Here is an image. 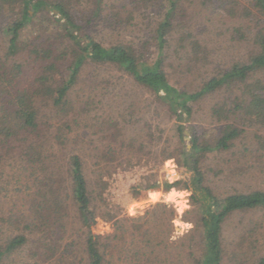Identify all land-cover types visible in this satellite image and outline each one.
<instances>
[{
	"label": "trees",
	"instance_id": "obj_1",
	"mask_svg": "<svg viewBox=\"0 0 264 264\" xmlns=\"http://www.w3.org/2000/svg\"><path fill=\"white\" fill-rule=\"evenodd\" d=\"M106 3L0 0V36L6 46V52L0 55V164L4 152L16 155L24 172L32 170L30 175L49 171L51 162H47L41 141L45 111L56 118L73 109L70 97L83 84L87 68L115 69L175 121L176 162L191 174L189 199L196 208L199 236L197 240L189 235L173 238L166 230L144 229V224L130 219L124 223L116 219L112 232L104 237L92 235L89 226L94 214L88 182L81 156L73 153L66 161L67 174L72 202L86 230L84 264H264V255L248 261H242L241 254L228 256L224 243L225 224L231 217L243 212L264 214V189L221 192L213 182L208 183L203 166L210 155L229 153L242 144L246 134L242 126L247 125L257 131L254 143L262 159L260 165L264 166V0H123L120 6ZM137 20L144 34L137 46L127 40L107 45L94 36L98 27L126 30L135 27ZM205 101L213 102L210 114L221 123L218 134L208 142L196 126H190L191 147L187 150L182 123H188L195 108ZM119 117L114 125L104 123L107 132L118 123L130 125L131 115ZM160 140L152 144L146 135L145 144L140 141L137 145L133 138H115L119 150L103 153V157L109 154L119 158L124 150L137 155L140 148L141 159L147 156L148 142L161 161L173 158L170 146H159ZM240 156L245 159L244 154ZM231 170L241 177L248 169ZM41 176L35 180V220L26 226L45 235L34 242L38 259L51 256L64 235L60 221L64 202L55 188L42 182ZM159 186L157 180L147 179L139 189ZM173 188L187 190L188 186L183 180L162 186L165 192ZM103 219L109 222L114 217L107 214ZM27 241L23 235L4 241L0 245V264Z\"/></svg>",
	"mask_w": 264,
	"mask_h": 264
},
{
	"label": "rangeland",
	"instance_id": "obj_2",
	"mask_svg": "<svg viewBox=\"0 0 264 264\" xmlns=\"http://www.w3.org/2000/svg\"><path fill=\"white\" fill-rule=\"evenodd\" d=\"M105 1L108 2L107 6H120L123 3V0ZM134 24L136 28L133 26L126 30L98 27L93 33L107 45L127 40L137 46L144 34L140 32V21L137 20ZM45 28L46 26L43 29ZM33 37L34 35L31 39ZM5 52V41L0 36V55ZM22 57L23 54L20 55ZM82 81L83 84L70 97L73 109L67 115L60 114L55 118L45 111V119L41 122V141L44 143L47 162H51L49 171L30 175L32 170L28 168L24 172L16 161V155L12 157L3 152L0 164V245L8 238L18 235H23L28 240L4 264H84L83 241L86 230L79 219L77 207L72 202L67 174L66 161L73 153L81 156L88 182L94 214V221L89 226L92 235L104 237L112 232V224L116 219L123 223L130 219L144 224V229L166 230L173 238L189 235V238L198 239L196 208L191 206L189 199L193 189L192 178L176 162L177 137L173 118L115 69L87 68ZM212 105V101L201 103L195 108L192 119L188 123H182L185 128L183 145L187 150L191 147L190 126H196L201 138L208 142L213 141L218 134L221 123L211 117ZM122 114L131 115L130 125L123 127L118 123L107 132L104 123L105 126L106 123L114 125ZM242 128L246 131L242 144H238L229 153L210 155L203 164L208 183L213 182L221 192L264 189V166L260 165L262 159L258 158V148L254 143L257 131L249 125ZM146 135L153 140L152 144L161 138L159 146L168 144L173 158L161 161L156 149L148 142L145 146L147 156L141 159L140 148L137 155L124 150L119 158L110 157L109 154L107 158L103 157V153L119 150L120 146L115 138H133L138 145L140 141L144 143ZM242 154L245 155L243 160L240 156ZM228 166L229 170H226ZM241 168L248 169L241 177L237 176V172L235 175L230 172V169L239 172ZM40 175L43 176L42 182L47 181L50 187L56 189L55 193L65 207L60 220L64 229L62 241L51 256L38 259L34 252V242L45 235L26 226L35 220L34 206L38 200V180H35ZM147 179L157 180L159 188L140 190V183ZM181 180L188 186L187 190L173 188L163 191L164 183L171 184ZM171 212L174 213L172 217ZM107 214L114 219L104 221L103 216ZM224 238L230 257L232 254H241L242 261H248L255 255H264V214L243 212L234 215L225 224ZM192 245L195 246L194 242ZM71 258H74L72 262Z\"/></svg>",
	"mask_w": 264,
	"mask_h": 264
}]
</instances>
